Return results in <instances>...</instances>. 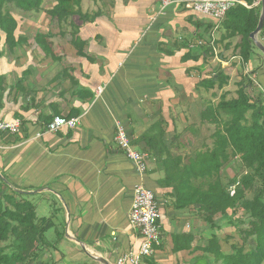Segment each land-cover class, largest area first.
Masks as SVG:
<instances>
[{
  "label": "crops",
  "instance_id": "crops-1",
  "mask_svg": "<svg viewBox=\"0 0 264 264\" xmlns=\"http://www.w3.org/2000/svg\"><path fill=\"white\" fill-rule=\"evenodd\" d=\"M159 3L115 0L93 22L74 16L84 56L70 42L61 43L69 33L62 36L58 28L52 46L57 60L25 37L26 42L0 58V121H21L18 134L0 132V174L13 190L25 192L21 194L37 216L55 231L50 240L49 230L45 233L55 246L44 247L41 254H49L42 260L104 264L100 257L113 264L121 254L137 251L139 232L129 223L137 183L154 191L161 211L162 243L142 263L196 264L204 258V221L193 208L174 209L172 189L160 185L164 171L149 145H161V138L172 151L187 155L197 132L204 130V33L198 37L204 20L184 5L161 14ZM197 21L203 24L198 29ZM216 32V39L224 33ZM16 36L23 37L18 28ZM256 38L264 46V33ZM199 41L203 43L189 49V43ZM227 41L228 50L224 43L216 45L219 58L225 55V73L238 75L239 82L255 73L264 91V54L257 48L249 62L238 63L230 57L240 37ZM2 46L3 36L0 50ZM259 88L253 86L251 92L264 98ZM55 116L77 118L78 125L48 131ZM117 121L132 146L148 156L143 175L114 140ZM181 234H190L191 240H176Z\"/></svg>",
  "mask_w": 264,
  "mask_h": 264
},
{
  "label": "trees",
  "instance_id": "trees-1",
  "mask_svg": "<svg viewBox=\"0 0 264 264\" xmlns=\"http://www.w3.org/2000/svg\"><path fill=\"white\" fill-rule=\"evenodd\" d=\"M82 1L55 0L47 12L58 24L62 36L66 34L64 24L70 26L69 42L78 55L84 56L85 42L78 35L80 26L72 18L77 16L83 23L93 22L101 11L84 12ZM43 2L0 0V41L3 36L0 58L5 51L14 52L18 45L26 42L24 37L16 36L18 23L7 5H14L23 12H38ZM259 16L258 9L249 10L240 5L229 9L218 28L224 33L215 39L214 44L224 43L225 50H228L231 44L225 41L240 37L232 54L240 55L244 63L249 62L257 49L250 34L255 30ZM195 24L197 29L203 26L198 21ZM214 26L211 22H204L203 32L198 34L199 37L204 33L201 48L204 64L214 58L209 39V32ZM261 32L264 33V26ZM51 37V33H36L33 40L46 55L57 60L59 57L53 53ZM224 56L222 58L225 59ZM229 79L220 64L204 73L200 83L210 98L204 97L200 124L206 129L212 128V131L201 139L200 144L193 145L189 154L172 151L161 138V145L153 142L149 145L164 171L160 185L172 189L169 195L174 209L193 208L204 221V226L213 231L222 228V221L237 228L239 243L233 242L236 238L232 235L225 237L232 240L229 251L223 250L220 244L223 238L216 232L211 233L202 248L204 259L209 264H264V98L250 95L252 82L248 75L238 84L235 95L228 97L225 87ZM2 91L3 76L0 75V96ZM192 134L194 138L198 134V138L194 139L197 141L199 133ZM234 160L239 161L240 172L228 176L223 168ZM231 186H235L233 194ZM24 197L0 178V264H31L39 258L44 247L55 246L45 238V233L51 228L49 221L38 217L33 203ZM238 210H242L243 215L235 219L233 213ZM179 238L191 240L190 234H181L176 240ZM226 241L229 244V240ZM38 264H53V261L46 259Z\"/></svg>",
  "mask_w": 264,
  "mask_h": 264
},
{
  "label": "built area",
  "instance_id": "built-area-1",
  "mask_svg": "<svg viewBox=\"0 0 264 264\" xmlns=\"http://www.w3.org/2000/svg\"><path fill=\"white\" fill-rule=\"evenodd\" d=\"M160 5V13L164 14L170 6L184 5L193 15L203 19L204 22H211L215 26L209 32L210 45L213 48L214 56L218 61L226 65L223 58H219V51L216 48L214 33L218 30L221 21L224 19L227 11L237 5L246 9H258L261 12L262 0H157ZM264 26V22H263ZM203 42L189 43V48H194ZM230 60H236L238 63L243 62L241 56L234 55ZM248 79L252 82V87L259 88L257 76L255 73H248ZM264 94V91L259 88ZM103 87L99 86L96 93L100 95ZM252 97L258 96V93L251 92ZM263 97V96H262ZM78 125L77 118H66L63 116H55L47 125V130L54 132L63 128H74ZM114 140L118 148L132 162L138 174L143 175L147 169L148 156L136 150L132 144L130 137L124 125L120 122L115 124ZM21 131V121L15 119L12 121L1 120L0 132L9 134H18ZM235 186H231V194L234 193ZM161 211L159 204L155 198L154 192L146 187L143 183H137L133 189V199L129 211V223L139 232V247L137 251H127L116 259V264H143L142 259L151 257L156 248L161 244L160 231Z\"/></svg>",
  "mask_w": 264,
  "mask_h": 264
},
{
  "label": "rangeland",
  "instance_id": "rangeland-1",
  "mask_svg": "<svg viewBox=\"0 0 264 264\" xmlns=\"http://www.w3.org/2000/svg\"><path fill=\"white\" fill-rule=\"evenodd\" d=\"M114 1L115 0H83L82 10L89 12V13H93L94 11L100 10V9L110 11L111 10L110 8L114 7ZM124 1L126 5H128V3L132 2L133 0H124ZM54 4H55V0H44L41 9L38 12H23L19 10L18 8H16L14 5H7V7L10 10L11 14L18 20V24H19L18 30H20V33L21 35H23V37L27 38V40H31V39L33 40L34 35L36 33H45V32L47 33L48 31V33H51L53 35V37H51L50 39V42L52 43V46L54 47L57 41L56 35H57V30L59 26L55 20L51 19L50 15L47 12ZM76 19L79 20L78 18ZM64 28L66 32L69 33L70 26L64 24ZM217 35H218V32L215 33L216 37ZM61 39H62L61 43H69L70 35L67 34L65 37ZM1 44H2V38L0 41V45ZM218 49L220 48L218 47ZM219 64L221 65V67L224 66V64L218 61V58L216 59V57L214 56V58L210 59L209 62L204 64V69L206 68L205 70L208 72L210 68L213 69L214 67H217ZM230 75L231 76L229 79V84L227 85V87H225V90L228 93V97L235 95L236 90L238 88V84L240 83L238 80V75H233V74H230ZM204 97L210 98V96L207 95V93L205 94V92H204ZM211 131H212V128L209 130V129H206V127L204 126V130L202 132H199V136H200L199 139L197 141L194 140V146L200 144L202 142L201 139H203V137L208 136ZM208 142H210V140H208ZM240 169H241V165L239 161L234 160V161H231L229 164H227L223 168V171L228 176H233L239 173ZM249 196L250 195H248V197ZM242 215H243L242 210H238L233 213V216H235V219L241 217ZM221 225H222V228L219 230H215V231L204 226V241L205 239L210 237L211 233L216 232L220 236V238H223L224 240L222 243V248L225 251H229L228 247L232 240L230 241V238L225 239V237L226 236L231 237L230 235H232L236 238L235 241L233 242L239 243L240 239L237 238L238 237L237 228L233 226H227L225 221H222ZM54 232H55L54 229L49 230V232L46 234L47 239L52 238L51 233H54ZM226 240H229V244L227 243ZM9 242H11V239L9 240ZM47 255L40 254L39 258L36 261L32 262L31 264H38L42 260V257H48ZM113 264H116V261ZM196 264H209V262L204 258H200L196 261Z\"/></svg>",
  "mask_w": 264,
  "mask_h": 264
},
{
  "label": "water",
  "instance_id": "water-1",
  "mask_svg": "<svg viewBox=\"0 0 264 264\" xmlns=\"http://www.w3.org/2000/svg\"><path fill=\"white\" fill-rule=\"evenodd\" d=\"M263 22H264V0H262V3H261V12H260L258 24H257L255 30L253 32H251V34H250V38L252 39V41L255 43L257 48L264 54V46L256 38V35L261 32V29L263 27ZM0 178L3 181H6V179L1 174H0ZM17 191L20 193H25L24 191H20V190H17ZM97 259H99L104 264H110L107 260H105L103 258L98 257Z\"/></svg>",
  "mask_w": 264,
  "mask_h": 264
}]
</instances>
